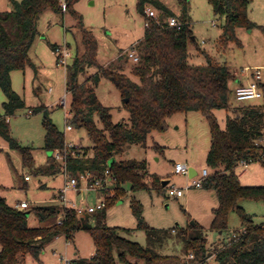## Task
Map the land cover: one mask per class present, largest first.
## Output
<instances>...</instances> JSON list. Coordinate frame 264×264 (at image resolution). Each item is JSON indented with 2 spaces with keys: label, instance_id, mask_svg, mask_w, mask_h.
I'll use <instances>...</instances> for the list:
<instances>
[{
  "label": "trees",
  "instance_id": "16d2710c",
  "mask_svg": "<svg viewBox=\"0 0 264 264\" xmlns=\"http://www.w3.org/2000/svg\"><path fill=\"white\" fill-rule=\"evenodd\" d=\"M14 9L0 12V88L7 102L4 108L11 116L25 107L23 99L12 89L11 74L25 71L33 66L30 50L35 42L41 15L47 9L56 14H71L82 28L84 53L77 54L72 65L67 67V91L72 96V127L85 129L93 141V156L83 157L80 152L66 157L64 171L76 178L90 175V180L100 178L108 169L115 185L114 196L106 199V206L86 217L79 218L74 210H65L62 225L57 224L59 213L63 210L57 205L36 206L34 213L47 227L31 228L28 214L11 207L0 196V264H21L27 256L40 262L45 244L64 235L73 241L76 233H89L96 249L90 259H76L70 264H132L129 258L143 264H206L208 241L204 236L205 228L196 223L188 229L177 232L184 242L187 256L192 261L177 256H162L156 250L170 236L169 231L149 226L143 217V206L133 200L131 208L137 218V231L146 235V247L133 242L122 234H130L132 229L111 228L106 224L107 209L126 196L128 191L139 192L155 190L162 193L163 186L157 175L149 177L145 161H117L127 147L145 145L153 131L164 132L166 120L178 113L200 112L208 120L211 134V150L207 156V166L215 172L203 182V189L213 191L219 206L213 211L210 230L222 232L229 228V214L239 215L244 233L215 254L219 264H264V223L256 224L239 205L241 200L263 202L264 186H242L236 173L238 165L260 162L264 167V80L261 91L263 99L259 105L240 106L235 117L228 118L222 129L214 112L228 110L230 107V82L234 73L226 64H219L206 55L207 63L192 66L189 63L188 46L195 41L191 29L187 6L178 17L179 26L171 27L166 19L176 15L159 0H138L137 9L150 25L146 28L144 39L138 43L139 63L132 74L139 79L133 81L124 74L122 57L109 68H103L97 60L98 42L91 31L84 29L82 16L75 10L81 0H11ZM214 14L224 18L219 43L226 46L235 42L241 46L236 32L239 28L251 31L257 27L249 19L250 0H208ZM66 4L63 11L61 4ZM181 4L184 1L181 0ZM154 5L159 18H148L146 8ZM53 52L58 48L51 46ZM97 68L98 72L89 76L81 84L79 78L86 68ZM102 79L109 80L120 92L124 106L130 114V124L114 123L109 107L99 100L96 88ZM32 114L42 113V126L45 130L44 149L48 152L63 151L67 148L65 134L53 123L49 110L38 107ZM98 117L102 128L95 122ZM7 121L0 115V134L7 137ZM16 146L14 141H11ZM156 150L163 149L156 145ZM23 152L26 150L22 149ZM224 168V170H220ZM95 220V224L91 222ZM175 231V230H173Z\"/></svg>",
  "mask_w": 264,
  "mask_h": 264
},
{
  "label": "rangeland",
  "instance_id": "374dc122",
  "mask_svg": "<svg viewBox=\"0 0 264 264\" xmlns=\"http://www.w3.org/2000/svg\"><path fill=\"white\" fill-rule=\"evenodd\" d=\"M159 1L176 15L173 17L176 19L182 15L183 5L187 6L195 37V41L188 46L189 63L192 66L206 65V55H209L219 64H226L232 73H238L239 76L251 75L254 70L264 68V0H250L249 19L259 27L251 31L237 29L236 36L241 41V46L235 42H229L226 46L219 43L225 21L214 14L208 0H183L184 4H181V0ZM137 3L138 0H81L75 6V10L83 18V28L91 31L100 42L101 51L97 60L101 59L102 67L109 68L110 64L117 63L122 57L124 74L135 82H139V79L132 74V70L139 62L135 63L128 55L134 50L139 58L137 45L144 39L146 31L145 20L137 9ZM13 9L11 0H0V12ZM148 9H152L159 18L160 11L154 5H148L146 10ZM78 23L71 14L62 15L50 9L45 10L39 20V34L30 51L34 65L28 66L25 71H14L11 74L12 89L23 99L25 107L11 116L7 115L4 108L7 98L0 88V115L7 121L8 129L7 137L0 134V196L11 207L21 201L30 204L31 208L27 214L31 228L50 225L41 223L31 210L36 206L61 207L60 190L65 180L72 175L64 171L63 161L57 160L52 152L44 149L43 114L29 112L38 107H46L53 123L65 134L67 145L72 144L74 151L80 152L82 157L85 152L88 157L93 156L94 144L87 131L75 127L68 131L66 128L67 119L70 121L73 117L72 96L66 86L67 67L72 65L77 54L84 53L82 28ZM52 45L61 48L65 64L60 63V57L53 52ZM112 55H117L118 59L112 61ZM97 72V68L87 67L86 73L79 78L80 83L83 84L89 76ZM50 88L53 90L52 94H48ZM234 88L235 82L231 81L229 109L214 112L222 129H225L228 118L236 116L234 112L238 107L259 105L262 102V99L239 102L235 97ZM96 92L101 103L110 108L114 123L130 124V114L124 106V99L109 80L102 79ZM65 95L66 105L63 107L61 100ZM95 122L102 128L98 117H95ZM166 124V130L153 131L145 145L127 147L116 157L117 161H145L149 171L146 182L151 184L150 176L157 175L164 190L162 193L155 190L128 191L125 197L107 209L106 224L111 228L132 229V233L122 235L146 247V235L136 230L138 221L131 208L133 200H136L142 204L143 217L149 226L169 231L170 236L156 250L160 255L186 258V246L177 232L196 223L205 228L204 236L208 241L210 256L206 264H219L215 260L216 252L229 245L234 240L233 235L240 236L244 231L239 215L235 212L229 214L227 230L212 231L210 226L214 217L213 211L219 206L213 191L191 188L179 199L171 198L168 194L169 186L184 189L188 182L192 181L187 175L175 174V164L194 167L199 173L197 179L201 177L204 169L209 175L215 172L206 162L212 143L209 122L202 113L189 112L173 115L166 120ZM11 141H14L16 146H13ZM156 145L163 149V153L156 150ZM236 173L242 186H264V167L260 162L250 163L248 168L238 165ZM27 176L30 181L25 180ZM77 179L81 191L67 195L68 200L77 205L84 201L89 206H94L103 199L114 196L113 182L109 183L107 191L86 192V181L91 180L84 181L81 177ZM239 205L253 216L256 224L264 223L263 202L241 200ZM91 222L95 224V220ZM94 248L92 236L85 231L75 234L74 243L61 235L45 244L43 261L44 264H54L60 259L62 264H66L70 259H74L77 253L82 257H90ZM21 264L38 263L34 262L31 256H27L26 262L22 260Z\"/></svg>",
  "mask_w": 264,
  "mask_h": 264
},
{
  "label": "built area",
  "instance_id": "2783aa9c",
  "mask_svg": "<svg viewBox=\"0 0 264 264\" xmlns=\"http://www.w3.org/2000/svg\"><path fill=\"white\" fill-rule=\"evenodd\" d=\"M61 6H62L63 11H65L66 10V4L63 2L61 4ZM146 15L148 16L149 19L150 18H153V19L157 18L156 13L152 9L146 10ZM168 24L171 27H178L179 21L176 18L172 17V18H169ZM149 25H150L149 21H145L146 28H148ZM54 53L58 54V56L60 57V63L65 64V57L62 56L61 48L58 47ZM128 56H129V58L133 59L135 63L139 62V58L135 54L134 50L131 51ZM263 80H264V68H258L256 70H254V72L251 74V81L246 85H240L236 88L235 97H236L237 101L249 102V101H253V100L263 99V93L261 91V86H260L262 84ZM61 104L63 107H65L66 95L61 100ZM30 113H32V112L30 111ZM66 128L68 131L73 130V127L69 124L68 119H67ZM259 143L264 144V139L262 141H260ZM72 146H73L72 144H69V145H67V148L65 150L55 151L53 153V155L56 157L57 160L63 161L64 166H66L65 160H66L67 155H69V154L74 155L75 154L74 147H72ZM69 149H70V153H69ZM239 165L243 166L244 168H247L249 164L247 162L243 161ZM190 171H191V167L189 165H185V164H181V163L174 165V173L175 174H181V175H185V176L187 175L192 179V181L188 182V184L186 185V187L184 189L177 188L174 185L169 186L168 187V194L171 198L179 199V198L184 196L185 191H187L191 188H198V189L202 188L203 182L210 176L208 171L206 169H204L201 172V177L199 179H197L196 176H194V177L190 176ZM81 179L86 181L87 179H90V175L89 174L82 175ZM25 180H29V177H26ZM110 182H113V181L110 177L109 170L107 169L104 172L102 177L92 179L91 182L86 181L85 191L86 192L107 191V190H109L108 185ZM80 191L81 190L79 188V180L77 178L71 176L70 178L66 179L64 186L60 190L59 202H60L63 210L58 215V218H57V224L58 225L63 224L64 218H65V210H74L79 218H83L86 215H91V214L105 208V206H106V200L105 199H103L101 203H98L94 206H89L84 201H81L80 205H77V203H75L74 201L68 200L67 195L70 192H80ZM18 208L20 210H27L29 208V203L23 202L20 205H18ZM244 232L245 231H243L242 233H244ZM233 238H234V240L238 239L239 235L235 234V235H233ZM188 258L193 259V255H190ZM66 264H70V262H67Z\"/></svg>",
  "mask_w": 264,
  "mask_h": 264
},
{
  "label": "crops",
  "instance_id": "0c3cea01",
  "mask_svg": "<svg viewBox=\"0 0 264 264\" xmlns=\"http://www.w3.org/2000/svg\"><path fill=\"white\" fill-rule=\"evenodd\" d=\"M96 38V37H95ZM97 39V38H96ZM97 42H98V59H99V53H100V48H101V45H100V42L98 41V39H97ZM136 44V43H135ZM34 45V44H33ZM32 48H33V46H32ZM32 48H31V50H32ZM30 50V51H31ZM113 56V58H111V60L112 61H115V60H117L118 58L115 56V55H112ZM100 61H101V59H100ZM100 61H98L99 62V64L101 65V66H103L102 65V63H100ZM234 76H235V79L233 80L234 82H235V88H234V90H236V88L238 87V86H240V85H246V84H248L250 81H251V75H241V76H239V74L238 73H234ZM51 90V91H50ZM53 93V90H52V88H50L49 90H48V94H52ZM29 114H32V113H30L29 112ZM248 168V167H247ZM198 172L196 171V169L194 168V167H191V172H190V176L191 177H194V176H198ZM28 177V176H27ZM26 181H30V179L29 180H26ZM66 181V180H65ZM23 202H25V201H21V202H18L16 205H15V207L14 208H16V209H19L18 208V205H20L21 203H23ZM28 203V202H27ZM30 204H29V208L27 209V210H23V211H25V212H28L29 210H30ZM20 210V209H19ZM57 238V237H56ZM66 238V237H65ZM67 240V239H66ZM68 241V240H67ZM72 243H74V239H73V241H72ZM77 249V248H76ZM0 252H1V246H0ZM95 254H96V249L94 248V250L92 251V253H91V255H90V257H88V258H86V257H82L79 253H77L75 256V258L74 259H70V261L69 262H71V261H73V260H76V259H90V258H92L93 256H95ZM57 255H55V257H56ZM33 259V258H32ZM43 259H44V255L42 254L41 255V257H40V262H37V261H35L34 259V262H37L38 264H44V261H43ZM129 260L131 261V263L132 264H143L142 262H138V261H136V260H134V259H132V258H129ZM23 262H26V258L23 260ZM54 264H62V261H60V259H57V261H55V263ZM121 264V263H120Z\"/></svg>",
  "mask_w": 264,
  "mask_h": 264
},
{
  "label": "water",
  "instance_id": "95a60500",
  "mask_svg": "<svg viewBox=\"0 0 264 264\" xmlns=\"http://www.w3.org/2000/svg\"><path fill=\"white\" fill-rule=\"evenodd\" d=\"M190 172H191V171H190ZM163 184H164V185H166V183H165V182H164Z\"/></svg>",
  "mask_w": 264,
  "mask_h": 264
}]
</instances>
